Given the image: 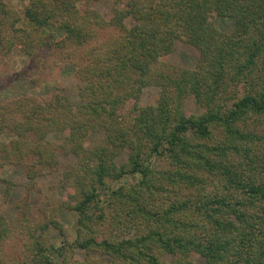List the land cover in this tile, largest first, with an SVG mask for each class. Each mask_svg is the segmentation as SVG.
Masks as SVG:
<instances>
[{
    "label": "trees",
    "instance_id": "1",
    "mask_svg": "<svg viewBox=\"0 0 264 264\" xmlns=\"http://www.w3.org/2000/svg\"><path fill=\"white\" fill-rule=\"evenodd\" d=\"M24 1L17 19L2 3L1 55L18 46L36 63L51 48L80 59V104L54 94L0 106V132L16 134L6 160L33 153L51 163L56 129L77 156L65 173L78 227L73 243L56 248L64 264L72 244L108 258L83 264H196L194 252L204 264H264V0H113L106 14L97 0ZM223 16L235 19L231 33L215 26ZM179 38L200 50L196 68L167 62ZM150 86L159 94L142 106ZM185 98L201 112L187 116ZM95 127L105 143L92 146L85 136ZM155 155L165 168L152 166ZM125 175L136 180L107 189L108 178ZM49 225L36 224L8 255L15 231L0 206V264H54L34 233Z\"/></svg>",
    "mask_w": 264,
    "mask_h": 264
},
{
    "label": "rangeland",
    "instance_id": "2",
    "mask_svg": "<svg viewBox=\"0 0 264 264\" xmlns=\"http://www.w3.org/2000/svg\"><path fill=\"white\" fill-rule=\"evenodd\" d=\"M7 5L12 19L23 17L24 0H0V19H4V7ZM95 8L102 14L110 11L113 0H97ZM215 26L220 31L231 33L235 26V19L230 16L216 17ZM108 31L100 33L101 39L108 36ZM0 40V106L14 105L15 100L22 96H32L42 100L59 94L64 100L72 104H80L82 101L81 80L77 74V62L79 58L66 57V50L48 49L43 54L39 63H36L20 47H14L10 52L4 53ZM88 47L80 48L77 56L82 57ZM200 50L183 39H176L174 48L167 57V62L183 68L194 69L200 60ZM159 88L150 86L143 89L140 104L145 106L153 101L159 94ZM182 111L187 115L198 114L201 108L192 98L183 100ZM22 119L23 115L18 116ZM89 145L96 146L105 143L104 134L100 127L91 129L85 136ZM14 131L5 129L0 132V206L8 223L15 231L11 240H6L4 250L11 255L16 251L22 236L29 237L38 223H49L44 231L34 232L44 244L46 253L53 259L54 264H64L63 257L58 254L56 248L63 243H73L77 238L78 214L73 208L77 197L72 196V190L65 181V173L70 172L77 164V156L62 147L65 139L63 129H56L47 138L52 140L50 145L53 153L51 163L43 164L37 154L25 155L19 158L13 155L11 160H6L5 149L11 147L14 141ZM132 149L124 148L116 157L118 165L123 164L129 158ZM8 152V151H7ZM50 157L52 156L51 150ZM152 166L158 170L166 167L167 159L155 155ZM136 180L134 175H125L119 179H107V189H116L121 185H129ZM104 189L103 191H107ZM103 196V194H102ZM109 197V196H108ZM103 198H106V196ZM54 219L59 224L51 223ZM70 264H83L90 257L107 261V256L97 250L87 251L84 247L70 246ZM3 250V253H4ZM161 258L172 261L173 255L163 253ZM190 259L196 264H204V258L197 253H192Z\"/></svg>",
    "mask_w": 264,
    "mask_h": 264
}]
</instances>
